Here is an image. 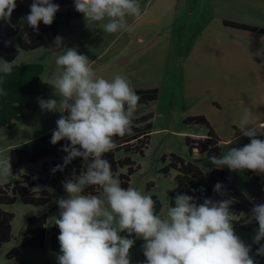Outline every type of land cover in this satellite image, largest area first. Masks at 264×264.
<instances>
[{
  "label": "rangeland",
  "instance_id": "obj_1",
  "mask_svg": "<svg viewBox=\"0 0 264 264\" xmlns=\"http://www.w3.org/2000/svg\"><path fill=\"white\" fill-rule=\"evenodd\" d=\"M231 1L240 2L237 6L241 7L238 16L249 15L242 9L246 0H224L219 5H216L217 0H140L142 15L128 19L134 27L131 33H106L102 29V22H87L82 15L68 26H61L58 34L46 46L30 51L20 50L13 65L41 63L44 70L36 94L30 101V108L23 112V119L14 128H0V160L9 157L13 147L57 127L56 120L61 113L42 110L38 98L59 101V97L54 88L42 80L56 73L57 55L66 48H75L89 58L98 77L111 80L119 74L130 80L134 90H157V99L146 106L138 102L132 117L134 122L142 114L152 115L149 121L152 128L144 155L122 150L116 152V159L130 156L140 167L131 176L130 186L155 197L159 204L157 214L163 215L171 206L170 192L176 186V170H170L167 175L161 173L171 154L197 165L204 174L205 183L211 185L209 174L216 167L204 154L190 155L185 144L186 137L205 138L207 127L187 124L185 119L197 115L207 119L221 140L219 156L226 154L232 147L250 143V139L243 136L239 129V121L246 109L251 110L252 120L256 124H264V54L261 51L264 48V35L223 26L220 18L232 13L230 9L236 7ZM67 9L75 10V7L59 8L60 11ZM251 16L254 22H264L261 14ZM57 36L62 38L59 49L54 44ZM208 40L214 41L213 46L209 45L211 41ZM7 43L18 48L15 37L9 38ZM224 44H237L246 53L241 51L235 55L233 62L226 56L220 63L216 50L221 49L217 46ZM114 140L117 141L115 137ZM164 156L165 162L162 161ZM42 164H24L17 173L7 178L0 177V184H7L14 179L22 180L23 175L30 174V170L32 178L37 179ZM219 169L227 171L239 189L243 190L242 184L246 177L242 171H231L227 167ZM120 173H126V168L119 169L114 176L118 178ZM63 174L65 179H70L72 171L67 168ZM49 192L51 201L44 206L25 204L18 195L13 204L3 206L4 210L14 214V219L12 238L0 250V264L58 263L59 253L50 250L49 236L52 222L59 213L57 200L66 198L67 193L59 194L53 189H49ZM52 206L57 208L48 215L44 248L26 249L14 259L7 260L5 255L19 243L24 234L27 218L48 213ZM252 222L250 219L246 224L251 225ZM234 229L245 244L254 243L258 228ZM134 239V246L130 249L131 264H140L144 241Z\"/></svg>",
  "mask_w": 264,
  "mask_h": 264
},
{
  "label": "clouds",
  "instance_id": "obj_2",
  "mask_svg": "<svg viewBox=\"0 0 264 264\" xmlns=\"http://www.w3.org/2000/svg\"><path fill=\"white\" fill-rule=\"evenodd\" d=\"M74 7L87 22H102L109 34L133 32L128 19L142 15L140 0H74ZM15 8L16 0H0V21L10 22ZM58 11L52 0H33L27 24L37 30L40 22L50 26ZM54 44L59 49L62 38L57 36ZM55 64L56 73L42 81L54 88L59 101L38 98L42 110L61 113L51 143L68 142L61 149L67 153L63 164L52 171H63L78 157L85 166L78 176L63 181L67 197L57 200L58 264H131L133 236L144 241V264H256L251 245L235 232L230 199L205 198L196 203L193 196L178 194L175 206L160 215L151 195L122 187L113 175L105 154L116 147L114 137L132 134V117L140 100L130 80L119 74L111 80L98 77L89 58L75 48L64 49ZM12 70V62L0 59V73L7 76ZM7 95L0 88V96ZM239 129L250 143L220 156L204 155L216 168L264 174V139L257 138L264 136V124H256L246 109ZM12 174L10 157L0 160V177ZM90 187L99 194L86 193ZM222 187L217 182L213 191L219 193ZM252 218L259 225L253 242L259 244L264 240V204L252 209ZM256 255H264V244Z\"/></svg>",
  "mask_w": 264,
  "mask_h": 264
},
{
  "label": "trees",
  "instance_id": "obj_3",
  "mask_svg": "<svg viewBox=\"0 0 264 264\" xmlns=\"http://www.w3.org/2000/svg\"><path fill=\"white\" fill-rule=\"evenodd\" d=\"M33 0H16V8L12 12L10 22L0 21V59L13 62L20 53V50L30 51L47 45L59 31L61 26H68L73 20L82 17V13L76 10L67 9L58 11L55 14L54 21L50 26L40 22L38 30L33 29L27 24L26 16L30 12V5ZM58 4L59 8L63 6H73L74 0H52ZM238 29L264 33V29L256 28L246 24L224 21ZM16 38L18 48L12 47L7 43L9 38ZM44 67L41 63H27L22 66L13 65L10 75L4 76L0 73V88L8 92L7 96H0V128L7 126L14 128L17 122L24 117V110L30 108V101L36 94L40 84L41 75ZM140 97L141 104L148 103L157 99V90H135ZM65 115L67 113H64ZM151 113L145 114L132 122V134L117 139L116 147L105 154V157L112 166L113 175L118 173L119 169L126 168V173H120L118 179L121 186L129 187L131 176L136 173L140 167L135 164L130 156L122 159H116V152L124 151L126 153L144 155V151L149 143L152 124ZM187 124H201L207 127L206 137L203 139H192L186 137L185 144L190 155H201L207 153L208 156H219L220 139L210 127L207 119L202 115L187 117L184 121ZM56 129V128H55ZM53 129V130H55ZM53 130L41 135L33 140L13 147L9 152L12 173H17L18 169L24 164H36L43 162L38 171L39 177L32 178V171L29 175H23L21 179H14L12 182L0 184V250L3 245L12 238V221L14 214L3 209V206L11 205L15 202L16 196H20L23 203L33 206H44L50 203L51 194L49 189L55 190L59 194H66L63 188L65 177L63 172L70 169L73 175L78 176L85 170L82 158H75L68 164L63 171L52 169L56 165L63 164V157L67 153L61 149L68 142L61 140L56 145L51 143ZM260 139H264L262 136ZM166 161V157L162 158ZM176 170V186L170 192V203L174 205L175 197L178 194H187L193 196L196 203H202L205 198L213 201H223L230 199L232 201L230 210L233 212V225L236 228L248 230L258 228V222L252 218V209L257 204H264V174L244 170L242 173L246 179L243 182V190H240L233 177L225 170L214 168L210 171L211 185L205 183V177L201 169L190 161H185L181 157L171 154L169 162L161 169L163 175L170 173V170ZM220 182L223 187L219 193L214 192V186ZM38 187V189H34ZM86 193L99 194L95 187L86 189ZM155 211L158 213V202L155 197ZM57 206H52L48 213L39 216L27 218L24 234L19 243L13 246L5 255L7 260L16 257L25 248H44L46 238V224L49 213L56 210ZM59 214V213H58ZM58 214L57 217L58 218ZM252 219L253 224L247 225L246 222ZM59 228L54 224L51 226L50 249L53 252H60L58 241ZM264 244L261 240L259 244L251 243L250 255L254 258L256 264H264V255H256L257 249Z\"/></svg>",
  "mask_w": 264,
  "mask_h": 264
},
{
  "label": "crops",
  "instance_id": "obj_4",
  "mask_svg": "<svg viewBox=\"0 0 264 264\" xmlns=\"http://www.w3.org/2000/svg\"><path fill=\"white\" fill-rule=\"evenodd\" d=\"M209 2V0H208ZM236 7L235 8H232L230 10H232V13H229V15L227 16H223V18H220V20L222 21V24L224 27H228V28H232L233 30H238V31H246V32H249V33H258V34H262L264 35V33H260V32H254V31H248V30H243V29H238V28H235V27H232V26H229V25H225L224 24V21H229V22H234V23H240V24H246V25H249V26H253V27H256V28H261V29H264V22H254L255 20L252 18L251 14H261V16H264V0H246L245 2V5L242 7V9L247 12L249 15H246V17H240L238 16V10L241 9V7H237L238 5H240V2L238 1H231ZM224 3V0H217L216 2V5H219V4H223ZM234 32V31H232ZM239 36V35H238ZM233 38V36H231ZM237 37V36H236ZM238 38V37H237ZM208 41H211L209 45H212L214 44V41L213 40H208ZM218 45V44H216ZM219 48H221L220 50H216L217 51V54L219 56V60H220V63L222 60H224V57L228 56L229 58V61L233 62V59L235 57V55L237 54H240V52L244 51L239 45H227V44H224V45H219L217 46ZM223 48V49H222ZM226 49V51H225ZM215 51V50H214ZM262 53L264 54V48L261 49ZM246 53V52H245ZM222 67H224L222 64H220ZM149 90V89H147ZM154 101V100H153ZM152 102V101H151ZM147 103L145 104H142V106H146ZM146 114V113H145ZM145 114H142L141 116L145 115ZM215 132V131H214ZM217 135V134H216ZM221 141V140H220ZM130 186V185H129ZM149 187V185L147 186V188ZM154 197V196H152ZM250 221V219L246 222L248 223ZM253 224V222H252ZM47 230V229H46ZM47 232V231H46ZM121 235H127V233H121ZM51 236V234H50ZM50 236H49V247H50ZM130 238H135L134 236L133 237H130ZM45 242H46V238H45ZM45 246V244H44ZM26 249H40V248H25L24 250ZM51 250V249H50ZM23 251V250H22ZM21 251V252H22ZM20 252V253H21ZM19 253V254H20ZM18 254V255H19ZM17 255V256H18ZM16 256V257H17ZM15 258V257H14ZM13 258V259H14ZM145 257L144 255L142 256L141 258V263L140 264H144V261H145ZM58 264V263H57Z\"/></svg>",
  "mask_w": 264,
  "mask_h": 264
}]
</instances>
